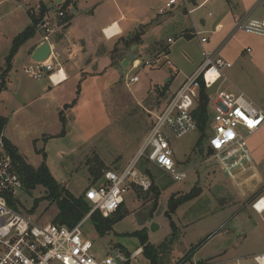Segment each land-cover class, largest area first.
Wrapping results in <instances>:
<instances>
[{"label": "rangeland", "instance_id": "374dc122", "mask_svg": "<svg viewBox=\"0 0 264 264\" xmlns=\"http://www.w3.org/2000/svg\"><path fill=\"white\" fill-rule=\"evenodd\" d=\"M66 1L0 0V75L12 39L30 25L26 11L38 12L42 4L47 7L45 14L55 23L60 4ZM172 1L169 8L165 7L169 0L74 1L76 6L72 3L68 10L78 19L71 26L72 38L67 40L71 52L80 58L68 60L59 53L65 74L60 72L52 80L67 78L56 86L46 76L35 80L20 69L26 48L38 39L36 26L33 38L18 49L4 88L0 90V114L6 118L3 132L26 164L37 168L44 155L52 177L75 197H84L93 185L89 168L96 166L95 158L108 171L119 172L129 164L148 134L153 115L165 104L169 93L177 90L183 77L203 60L204 44L199 42L195 31L210 43L215 36L214 24L220 16L221 0ZM121 16L125 21L118 20L119 25L125 30L134 31L139 25H147L146 30L139 29L144 30L141 44L128 48L124 39L105 40L100 24ZM201 20L205 21L204 26ZM111 28L104 31L108 37L117 26ZM186 31L193 36H182ZM168 38L171 43H167ZM154 42L167 46L168 53L153 50ZM253 43L263 47L264 38L256 36ZM62 45L63 49H69L65 42ZM251 56L242 52L231 61L232 67L224 72L229 80L223 81L221 88L234 94L243 92L264 110V67ZM122 59L128 66H123ZM135 60L141 64L137 69L131 66ZM133 76L137 77L136 83H130ZM166 85V97H161L160 92ZM67 105L70 108L66 109ZM211 115L212 107H209V120L203 133L196 129L180 139L169 135L176 167L187 173L186 179L174 181L141 161L138 169H146L151 187L147 192L132 187L122 195L119 210L126 213L125 217L103 235L95 231L91 220L86 221L82 232L92 242L97 259L111 255L112 251L129 257L139 248L143 249L137 238L139 233L147 237L149 246L157 254L158 264H255L252 257L264 253V213L258 215L250 206L239 203L230 204L232 208H227V212L221 210L232 201L235 192L214 160L204 163L212 133ZM239 130L247 135L244 129ZM255 138L263 140L264 131ZM259 151L262 161L255 167L264 181V142ZM190 193L196 196L185 202L184 197ZM44 194L41 187L25 188L17 198V209L33 221L53 223L57 213L55 205L39 201L31 211L34 200ZM152 225H155L153 232ZM129 264L149 263L140 254Z\"/></svg>", "mask_w": 264, "mask_h": 264}, {"label": "built area", "instance_id": "2783aa9c", "mask_svg": "<svg viewBox=\"0 0 264 264\" xmlns=\"http://www.w3.org/2000/svg\"><path fill=\"white\" fill-rule=\"evenodd\" d=\"M172 2L170 0L165 7L169 8ZM159 12L162 13V10ZM64 16V12L60 10L57 21L52 23L44 15L38 24L35 47L47 43L49 57L44 62L32 61L31 65L22 69L35 80L46 76L52 86L59 85L66 79L56 82L52 80L53 76L63 72L53 39L65 33L68 27L69 23L63 21ZM233 31L264 38V18L254 20L245 17L235 23ZM195 35L199 37L201 44L206 43V38H200L199 32L195 31ZM171 42L168 38L167 43ZM202 57L198 68L186 77L162 108L153 115L148 134L129 164L119 172L106 171L99 183L87 189L84 201L87 206V203L91 204L88 206L89 211L79 222L70 224L69 227L33 221L17 209V198L25 188L6 152L4 134H0V264H129L130 260L135 261L142 253L141 248L129 257L114 251L115 256L111 254L97 259L92 252V242L84 236L82 227L95 213L103 218L114 215L123 203L122 195L132 187L143 192L150 189L149 174L138 169L141 161L166 173L174 181L186 179L187 173L176 167L169 135L180 139L197 129L193 114L198 107L202 90L207 96L208 114L209 107H212V133L208 137L204 163L214 160L227 178L251 164L252 157L246 146V136L256 133L264 125V110L243 92L234 94L221 88L222 82L228 81L224 72L231 68V63L220 57L217 51L203 49ZM143 65L148 66V63ZM131 66L137 69L141 64L135 60ZM136 82L137 77L133 76L130 83ZM240 128L247 135L242 134ZM258 205H261L260 210L257 209ZM251 208L261 215L264 200L257 199L251 204ZM254 262L264 264V254L254 257Z\"/></svg>", "mask_w": 264, "mask_h": 264}, {"label": "crops", "instance_id": "0c3cea01", "mask_svg": "<svg viewBox=\"0 0 264 264\" xmlns=\"http://www.w3.org/2000/svg\"><path fill=\"white\" fill-rule=\"evenodd\" d=\"M219 4H220L221 12L219 13L220 14L219 19L214 24L213 35H215V36H214L213 40L211 41V43L209 42L208 39H206L207 41H206V43H204V46H203L204 48L203 47L202 48L205 51H209V52L217 51L219 53V55L221 54V56H223L226 59V61L229 63H231L232 60L237 59L239 57L240 53H242V52L243 53L247 52L248 54L251 53L252 54V56H251L252 60H254L260 66L264 67V60H262V58H264V48H263L264 46L263 47L255 46V44L253 43V40L255 39L256 36L246 34L243 32L238 33V32L233 31L235 23L240 19H243L245 17H248V18L254 19V20L263 19L264 18V0H221V3H219ZM40 5H42V4H40ZM73 5H74V7L76 6L75 3H73ZM39 7H38V9H39ZM131 8L134 9L133 7H131ZM26 12H27V16L30 19V25L29 26H31V18L29 16V14H35L36 15L38 12H35L34 10L30 11V9L27 10ZM190 13L191 12L188 11V14H190ZM67 14L71 16V20H70L68 27L65 30V33L58 35L55 39H53V41L55 44V50L58 54L59 53L61 54V52H62L63 56L66 57L68 60L77 61V60H79L80 56L78 54L71 52V47H70V44L67 40V37L71 36V38H72L73 30H72L71 26H72V23L76 19H78V17L74 16L72 13H70L69 10L67 11ZM261 16H263V17H261ZM118 20L125 21V17L121 16L118 19L108 20V21H106V23L104 21L100 24L101 25V32H102L105 40L110 41L112 39H126V38H129L132 35H134L142 27H144L145 30L147 29L146 28L147 25H139L138 26L139 28H136L134 31L128 30V29L125 30L124 28H122L119 25ZM200 23L202 26L205 25L204 20H201ZM113 25H116L117 29L113 28V31L111 32L112 33L111 36L108 37L107 35H105L104 31L107 28H111ZM29 26H27V27H29ZM20 33H18V34H20ZM142 33L144 35V30ZM182 33H183L182 36H184L185 33L190 34V36H193L192 33L188 32V31L182 32ZM257 37H259V36H257ZM200 38H205V37H200ZM13 39H12V41H13ZM141 39H142V37H141ZM64 42H65V44H68L69 49H66V50L63 49L62 43H64ZM36 43H37V39L33 42V44L31 46L26 48L24 58H23L21 68H20L21 70L23 69V67L27 66L26 64L32 63L31 55L34 52V50L37 48V47H35ZM139 43L141 44L142 42L140 41ZM154 43H157V42H154ZM11 45H12V43H11ZM133 47H135V46H133ZM252 47H255L254 51H253ZM244 48H247V51H245ZM9 51H8V53H9ZM157 53H159V52H157ZM13 60H14V58H13ZM199 65H197L196 68L194 70H192L190 73L186 74L183 77L182 82L186 79V77L190 76L197 69V67ZM11 68H12V62H11ZM15 73H18V70H15ZM65 77H66V75H65ZM6 79H7V76L5 77V81H6ZM182 82L180 83V85L182 84ZM171 94H172V92L169 93V96ZM1 116H3V115H1ZM263 131H264V125L256 133H254L250 136H246V146H247L249 152L251 153V157H253V159H252L253 162H251V164L247 165L245 168L237 171L234 174V176H232L231 178H228V183L233 188L235 194H233V196H231L232 201H230V203H228L223 208H221L222 212H227L228 209L232 208L231 205L235 204V203H239V205L242 204L244 207L250 206V208H251V204L254 201H256L257 199L262 198L264 200V195H262L263 191H264V181L260 178L258 170L255 167L256 164H258V162L262 161V154H260L259 150L261 149L263 142H264V139L261 141H258L255 138V136L258 137V135L261 134ZM3 134H4V132H3ZM4 137L7 141H9L13 145V143L6 138L5 134H4ZM219 181H221V180H219ZM226 189H225V192L229 193V191ZM196 199H194V200H196ZM263 213H264V211L261 213V215ZM209 234H211V233H208L207 235H209ZM261 254H264V253H261ZM261 254H259V255H261ZM259 255L253 256L252 257L253 261H254V257L259 256Z\"/></svg>", "mask_w": 264, "mask_h": 264}, {"label": "trees", "instance_id": "16d2710c", "mask_svg": "<svg viewBox=\"0 0 264 264\" xmlns=\"http://www.w3.org/2000/svg\"><path fill=\"white\" fill-rule=\"evenodd\" d=\"M75 0H67L63 5H60V10H62L65 14L63 21H67L70 23L71 16L67 14V10L70 4L74 3ZM47 12V8L44 5H40L38 9V13L29 14L31 18V26L27 27L24 31L18 34L12 41V45L8 55L6 56L5 60V67L0 75V90L4 88L5 84V77L7 76L8 72L11 69V62L15 57L18 49L24 45L28 40L32 39L35 34V28L40 23L45 13ZM69 25V24H68ZM143 33L137 31L134 35L129 38L123 40L125 46L131 47L133 44H137L141 41ZM185 37L190 38V34L185 33ZM153 50L158 52H165L167 51V46L164 47L159 43L153 44ZM115 49L111 52V63L114 66V53ZM168 92V85L164 86L163 90L160 92V96L166 97L165 93ZM169 98V96H168ZM166 98V101L168 100ZM165 102V101H164ZM166 103V102H165ZM66 109L70 108L69 105L65 106ZM194 119L197 123V129L203 133L205 126L209 120L208 111H207V96L205 92L202 90L200 94V99L198 102V107L194 111L193 114ZM61 121H64V117H61ZM6 123V118L0 115V134L3 132ZM5 149L6 152L10 155L12 162L14 164L15 170L22 180L25 188L28 190H34L36 187H41L44 189L45 194L38 200H34L32 210L34 211L35 208L38 206L39 201H45L49 205H55L57 208V213L54 216L53 223L58 224L60 221L68 222L71 225L76 224L79 222L84 215L89 211V207L85 205L84 197H75L72 195L63 185L55 181L52 177L48 166L45 163V156L43 155L42 163L37 167L34 168L25 163L23 156L18 152V150L5 139ZM96 166H91L89 168L90 175L94 179V183L96 184L103 174L108 171V168L103 164L102 161L98 160L97 158L94 159ZM146 172V169L144 170ZM196 196V193H190L184 197V201H189ZM177 207V206H176ZM173 209V211L176 209ZM120 209V207H119ZM117 210V212L112 215L110 218H103L98 213H95L91 217V222L95 231L99 235H103L108 232L111 227L115 224V222L123 219L126 213ZM137 238L140 242L142 249V255L148 261L149 264H158V257L156 252L151 248L148 244L147 237L143 233L137 234ZM191 253V252H190ZM189 254L186 256L187 259L190 258Z\"/></svg>", "mask_w": 264, "mask_h": 264}, {"label": "water", "instance_id": "95a60500", "mask_svg": "<svg viewBox=\"0 0 264 264\" xmlns=\"http://www.w3.org/2000/svg\"><path fill=\"white\" fill-rule=\"evenodd\" d=\"M49 53H50L49 45L47 43H43L34 50V52L31 55V60L35 61V62H44L48 59ZM122 64L125 67L128 66V62L125 60H123ZM95 69L96 68L94 67L93 70H95ZM150 116L151 115L148 114V117H150ZM85 205H86V203H85ZM58 224L60 226H62V225H65L66 227L70 226V224L68 222H63V221H60ZM154 229H155V225H152V227H151L152 232L154 231ZM112 256H115L114 252H112ZM117 263H119V262L117 261Z\"/></svg>", "mask_w": 264, "mask_h": 264}, {"label": "bare ground", "instance_id": "6f19581e", "mask_svg": "<svg viewBox=\"0 0 264 264\" xmlns=\"http://www.w3.org/2000/svg\"><path fill=\"white\" fill-rule=\"evenodd\" d=\"M64 80H65V79H64ZM260 207H261V205H258V206H257V209L260 210V209H261Z\"/></svg>", "mask_w": 264, "mask_h": 264}]
</instances>
